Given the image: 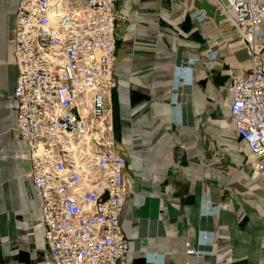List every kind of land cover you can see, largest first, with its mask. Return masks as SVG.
Instances as JSON below:
<instances>
[{"label": "crops", "instance_id": "0c3cea01", "mask_svg": "<svg viewBox=\"0 0 264 264\" xmlns=\"http://www.w3.org/2000/svg\"><path fill=\"white\" fill-rule=\"evenodd\" d=\"M19 1L0 0V264H52L28 146L14 128ZM115 13L106 119L126 163L122 264H264V178L229 114L231 78L248 64L238 34L213 0H117ZM186 60L190 75L179 72ZM186 240L206 257L187 254Z\"/></svg>", "mask_w": 264, "mask_h": 264}, {"label": "built area", "instance_id": "2783aa9c", "mask_svg": "<svg viewBox=\"0 0 264 264\" xmlns=\"http://www.w3.org/2000/svg\"><path fill=\"white\" fill-rule=\"evenodd\" d=\"M116 1L20 0L15 12L14 128L28 146L52 264H122L128 252L119 223L126 163L106 119L114 86ZM213 3L248 53L246 72L231 78L229 114L254 155L249 164L264 178V0ZM191 64L184 61L179 72L190 75ZM172 102L179 104V91L172 92ZM216 210L206 202L207 214ZM185 251L207 255L189 240Z\"/></svg>", "mask_w": 264, "mask_h": 264}, {"label": "rangeland", "instance_id": "374dc122", "mask_svg": "<svg viewBox=\"0 0 264 264\" xmlns=\"http://www.w3.org/2000/svg\"><path fill=\"white\" fill-rule=\"evenodd\" d=\"M16 156H17V157H20V154L18 153Z\"/></svg>", "mask_w": 264, "mask_h": 264}]
</instances>
